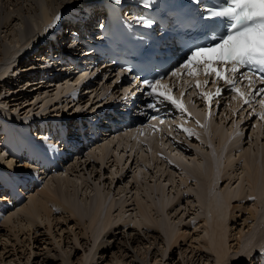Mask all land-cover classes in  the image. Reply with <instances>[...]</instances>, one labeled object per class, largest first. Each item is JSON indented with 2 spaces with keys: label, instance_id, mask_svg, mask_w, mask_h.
Listing matches in <instances>:
<instances>
[{
  "label": "rangeland",
  "instance_id": "rangeland-1",
  "mask_svg": "<svg viewBox=\"0 0 264 264\" xmlns=\"http://www.w3.org/2000/svg\"><path fill=\"white\" fill-rule=\"evenodd\" d=\"M18 1H21L20 4L21 13L24 11L21 14L24 17L23 21L25 19L24 25L28 26V28L24 26L25 28L23 27V30L27 29L30 32L29 33L27 31L28 34L25 35L26 37H29V35L33 34V29L35 31L37 28L34 27V25L32 24L33 20H31V17L33 18L36 17L37 19L38 13L35 11V13L33 14L35 10L33 7L28 9L31 6V1L29 0L28 1L18 0ZM53 2L54 3L50 6L51 8L50 10L53 12L54 11L53 8H54L57 9L58 12L61 11L60 20L62 19L63 15H67L74 12L82 13L85 11L83 8L84 6L80 5L73 7L71 3H68V0H53ZM32 3H34V5H37L38 0L35 1L33 0ZM11 8L12 6H10V9ZM10 9H7L6 6L2 4V2L0 3V22L4 20L7 11ZM31 10H32V14L29 16L28 13ZM60 22L56 25V28H54V30L49 33V35L54 34L55 30L59 27ZM61 24H63V22H61ZM4 33L5 31L2 32L1 34L2 36L0 35V44H2L3 42L2 44L3 48L5 47L4 45H6V42L7 45L10 44L9 39H5L3 37ZM9 33L10 30L8 31V34ZM25 36L23 39L26 38ZM10 38L12 39V37ZM4 40H6L5 44H4ZM35 47L32 50H30L32 53L30 51L28 52L29 54L25 53L22 56L23 57L22 59L23 60L27 59V61L30 63L33 61H38L33 58H35L34 54L38 53L40 49L35 50ZM38 64L42 65L41 62ZM20 66H22V63L20 64ZM42 66L43 67H41L40 70L42 71V75H45V77L42 78L41 76L40 79L42 80L46 79L45 81L48 80V82H45L48 84H50L51 80L57 81V79H55L56 76H53V72H54L52 71L53 67H47V64ZM86 68L87 69L90 68L89 70H92L94 72V74H92L91 76L89 75L90 76L89 80L94 75H98V73H102L104 76L97 77L96 79L97 81L92 79L94 81L92 85L88 84L86 85V87L81 88L78 92L79 96H81L80 100H78L79 99L78 97L77 99L75 98L74 101L72 100V98L67 99L66 96H63L61 97L62 99L60 98L61 101L59 100L58 102L59 104L58 107L57 105L54 104L50 105L49 106L50 110L48 109L46 112L40 113L41 115L39 114V116H37V118L34 119L35 121L31 120V122H37L36 126L32 125L33 127L29 129L36 141L41 140L40 138L45 136V134L47 133L46 131L43 135H41L40 134L42 133L41 129L37 128V124L39 125L41 122H46L47 124L46 123L45 124L51 125L49 127H52L53 132L55 133V135L58 136L59 134H56L55 132L56 130L53 125L54 124L57 125L60 122H64V121H66V124L70 122V120L67 122L66 119L61 120L62 117L73 115L77 112L83 114L84 112L88 119L89 115L92 114L91 112H89V110L93 111L96 106L97 107L95 109L99 108L98 104H96L99 98L102 100L101 102L102 104L105 103V105H109L111 102H116V98L124 94L122 93V91L125 90L126 88H121L119 86L120 81L118 79V76L107 77L106 70L109 68H104V66H102V64L99 63L97 64L92 63V67H89L88 65ZM36 69L38 68L31 69L30 71H28L29 72L28 75H30L29 77H32L33 74L34 75L37 74V76L40 75L38 70ZM35 70L36 72L33 73L32 71ZM14 71L16 72L14 73ZM14 71L12 69V73L14 75L10 73L7 78L0 81V100L6 99V105H7L6 108L11 109L12 112L16 111L14 112L16 115L20 113L22 117L28 118L30 117L31 112L29 114V112L27 111H30L31 109L36 110V105L33 107L34 104L32 102L33 100H35L36 97L35 94L36 95L38 94L37 92L38 90L36 89V87H40V85L44 87L47 84L45 83L41 84L43 82H37L40 80L38 79L36 81L33 80L34 79L33 78L32 83L34 82V84L36 85L34 84L31 85L27 83L28 82V80H26L27 76L25 77V79L22 78L23 79L22 82L18 81L16 82V84H12V82L15 83L16 81L15 79L17 78V76L20 77L22 73L23 74L27 73L26 70L18 67H16ZM46 74H48V77ZM61 77L63 78L66 76L62 75ZM3 84H7L8 89L11 88L12 91L6 92L5 89L3 88ZM90 87H92V89L94 88V90L91 91ZM48 89L49 88L46 89L43 88L42 93L48 91ZM73 90L75 89L73 88ZM98 92L100 93L99 96H97ZM122 101L127 102L126 99ZM184 101L185 104H189L192 106V104L188 102L187 96L184 98ZM232 102L233 100H231L230 98L221 101V106L218 109L219 114L213 116L214 120L212 124L214 126L211 128L208 137V142H210L209 143L210 146L212 145L216 147L218 143V136L217 134L214 133V129L216 127H220L223 130L227 129L229 133L232 135V137L235 139L234 140L235 142L231 141V143L233 142L232 145L229 147V150H227L223 155V162H222L223 176L219 184L217 185L218 190L224 189L228 185L227 183L229 182L230 178H232V181L230 182L231 185L229 184L230 186H236L238 182L243 181L244 189L250 188L251 178L250 176L248 177L247 175L246 169L247 167L249 168V166H247L248 162L245 157V154L246 153L248 154L249 152L251 154H253L254 152L256 153L258 152L264 159V120H261L257 116H249V113H251L252 109L247 108L246 105L242 106V102L239 103L240 105H238V107L235 109L236 111L233 112L232 110L234 109V105L233 104L231 105ZM61 105L64 106L62 107ZM90 105L91 107L89 108ZM195 105L196 106L194 107V110L198 112H202L200 109L203 107V105H198L197 102H195ZM78 106L80 107L78 108ZM54 107L58 108V110L54 111L55 109ZM242 107L247 109V111H244L243 114L241 110ZM253 107L257 112L256 106L253 105ZM62 108H64V111ZM105 114H109V113H105ZM225 114H226V118L224 119L221 116ZM173 118H175L174 119L175 122H173L172 124L173 130H172V136L170 137L168 135L170 126H168V124H171L170 120L173 121ZM173 118H169L168 122H164L167 123V126H164L163 124L158 126V128H156L157 129L156 132L152 128L151 131V133L153 134L152 137L154 138L156 144L159 146L157 148L158 149L157 151H162L159 153V155L155 154L156 153L155 151L153 153V150H151V148H149V146L147 145L139 144V145H135L137 147L134 148L132 146L133 142L131 141L132 137L125 136L119 138L120 139L119 141L118 140L113 141L108 155L102 161L96 158L95 153L94 154L91 153L90 158L86 156L87 151L94 146L93 145L94 143L91 144L93 145L91 148L89 147L86 148V147H82L81 146L82 142L78 141L76 145L80 150H83L84 152L78 151L77 152L79 153L78 156L72 157V159H70L71 157H69L70 160L66 164H62L58 171H54V169L47 170L46 168H43V163L39 159L41 157L40 155H42L40 154L41 152L36 151V154L39 155L37 161L38 162L39 160L41 161V163H38L36 162L35 158L33 159V157H35L33 153L30 152L29 155L27 144L25 143L20 148L18 147L19 145H16L15 149L7 148V150L6 149L1 150V147L3 146L2 138L4 137L5 132L0 125V134H1L0 159L3 157L0 160V165H2V167L4 168H8V169L11 168L13 169V171L18 172L20 174L25 172L30 175L32 174L31 176L34 177L32 181H34L35 183L32 185L30 178L29 180L27 179L28 185L22 184L24 187H22V185H19L18 183L17 186L18 185L21 186V191L24 190L25 193L19 199V201L18 200L16 201L15 199L16 202L11 201V204H8L7 207H4L2 209L3 213L6 212V214L8 215L9 213H11V210H13L14 207L15 208L17 207L18 204L16 203H19L20 205L28 201V196L30 194L37 192L38 188L45 185L54 187L55 185L54 179L56 177L55 176L56 172H62L63 176L67 174L70 180L78 182L80 186L76 191L78 192V194L76 195L78 199L80 197L81 199L80 201L82 202H85L86 200L88 201V198L86 196H89L91 193H93L92 188L98 187L101 189V191L104 194L108 195L111 202L115 203V206L113 208H111L110 206L107 211V213L109 214L108 216L111 218L109 220L110 224L105 229V231H103L99 235H93L91 229H89V227H86L87 225H89L90 216L86 217L84 220H81L83 221L82 224L78 225L75 223L76 217H70V214L66 209L65 210L54 209L52 211L49 221L45 220L43 223L38 222L36 223V225L33 224L31 228L25 227L23 230H19L21 226H18L12 231L8 230V227L3 222L4 216L3 214L2 215L0 214L1 215L0 216V264H27L28 262L27 256L30 254L31 251L32 252L29 258V264H33L35 263L36 260H42L43 258H45L47 256V252L50 250H52V252L57 251L59 253L64 254L63 248L69 249L73 245L80 249L78 251V255L72 258L74 264H79V259L77 257L79 256L84 257V255H86V258H88L85 261L86 264H94L92 258L94 255H96V258H98L99 243L105 240V238L110 240L109 242H112V245L110 247V250L104 252L105 254L104 257L98 258L99 260L98 264L101 263L103 259L106 260H104L102 264H106L105 261L107 260L110 261V259L115 255L119 256L120 258L126 259L128 261L126 264H131V263L191 264L189 258L195 252L202 255V259L200 260L199 264H202V261L204 262L203 264H232V261H234L237 257L248 255L249 252L251 251L250 250L251 247L247 251L244 252L239 251L237 239L239 238L238 234H240V232L244 235V237H246L249 232V229L250 230L252 229L250 228L251 227L250 224L252 223L254 224L258 220V218L252 219L251 218L252 216L250 215V210H256V208H258L259 206L258 197H256V194H252L250 196L247 195L246 197L243 196H239L237 198L235 197L232 200L229 207L230 215L228 216V219H226L228 223V227H227L228 234H227V243H226V247L228 248L227 249L228 253L226 258L221 260L218 257L217 249L214 243L211 247L203 246L202 241H200L201 238L199 237L202 234L201 232L202 228L198 227L197 225L201 221L198 220L202 218L203 206L202 203H200V201L197 199L198 197L194 191V189L197 190L195 187L196 185L195 180L190 178L187 179V182L185 181L186 183L185 182L183 183L182 180L184 178H182V176L184 175V173L182 172L180 166L179 167L176 166L175 163L174 165L173 163H169V161L166 159V156H170L171 154H178L180 156V159L183 160V162H188L191 161L195 155H197L196 152L198 150L204 152L205 150H209V149H207L206 144L205 146L196 137L187 138L186 134L183 133L182 130L177 131L176 128H174V126H177V124L179 125L181 123H184L185 126H188V128L193 129L194 125H191L189 127L188 123H190L189 121L194 122V118L187 119L178 116ZM256 120H259L261 122H257L255 124L254 121ZM1 121H3V118L0 115V122ZM143 122L144 123L142 125L143 126L146 125L147 127L149 124L152 123L156 124V121L154 122L152 120H148L146 122L144 120ZM22 123H25V120L20 124ZM10 125L12 126L13 130H17L18 127L17 123L10 120ZM256 126H259L257 130H255ZM147 127L145 128L146 130L144 131L145 133L150 131V128ZM137 128L139 127L137 126ZM160 128H162L161 131ZM52 130L50 131L51 134L49 135V137L47 135L45 136L46 138L43 137L45 138V140L47 141L52 140L53 137ZM18 134L20 133L18 132ZM20 136L21 134L19 135V137ZM57 136H55V138ZM74 136L75 135L72 136L71 134H69L66 137L70 138ZM172 137H175V140L178 143L173 142ZM123 138H125V141L128 140L129 149H124L120 147L119 144L122 143ZM145 142L146 141H143V143ZM56 143L58 142L56 141ZM130 147H132V149H130ZM68 148L71 149L72 147L71 148L68 147ZM60 151H64L68 153L67 149L66 151L65 150H60ZM227 152L228 155H226ZM67 156H68L67 154L63 155L64 158H67ZM116 156L119 157L120 164L118 162L115 165ZM61 157L62 154L60 156V159ZM229 158L232 159V164L230 163V165L228 161ZM5 160L8 161L7 164H5ZM136 175L138 176L139 180L142 179L143 183L142 181H139L140 182L139 184L135 182L134 178ZM200 176L202 175H198L197 177L199 178ZM81 183H84L86 185L84 186V184ZM153 184L165 186L164 191L166 195H168L171 198L172 202L163 211H159L154 207V205L152 207L149 206L148 207L149 221L142 222L140 220L139 209L144 205L146 201H148L151 195H152L151 197L152 198L154 197V199L158 198L159 196L157 192L155 193L153 192L151 195L146 193L145 188ZM5 187L8 188V185L0 187V191L4 192ZM6 193H8V191ZM11 199L14 200L13 197ZM3 201L5 202V200ZM3 201L0 200V203H2ZM160 212L162 216L168 219V221L173 225V227L175 228L179 227L180 232L184 234V236L180 237L178 243L169 244L168 243L169 239L164 238V235L162 234L161 231L159 233L158 231L159 229L156 227L155 222L159 217ZM153 218L155 222L153 221ZM192 221H195V223L193 224ZM241 226L243 227V229L240 232H238ZM15 230L17 235L19 236L18 240L14 234ZM84 230H87L86 234L83 233ZM107 232L111 234H115V236L112 235V237H109L110 234L107 235L106 234ZM8 236H9V241L5 242ZM133 237L134 238L136 237L134 241H133ZM56 240H58L60 244H58ZM122 240H127V245L126 243L123 245ZM158 254L160 255L156 260V256ZM60 262H62V259L58 261V263ZM239 263H244L243 259H241Z\"/></svg>",
  "mask_w": 264,
  "mask_h": 264
},
{
  "label": "bare ground",
  "instance_id": "bare-ground-1",
  "mask_svg": "<svg viewBox=\"0 0 264 264\" xmlns=\"http://www.w3.org/2000/svg\"><path fill=\"white\" fill-rule=\"evenodd\" d=\"M29 1H31V6L28 9H30L32 7L35 9V10L33 9L34 10L33 14L35 13V11L38 13V18H37L38 20L36 19V17L35 18L31 17V20H33L32 24L34 25V27H37V28L35 31L33 29L32 35H29V37H26L25 35L28 34L27 33L28 30L27 29L23 30V27L26 25H24L25 19L23 21L24 17L21 15L24 12L23 11L21 13V6H20L21 1H18V0H0V3L2 2V4H4L7 9H10V6H12V8L7 11V14L4 17V20L2 22H0V29H1L0 35L2 34L3 31H5V33L3 34L4 35L3 37L5 39H9V41H10V42L8 41L10 43L8 45L6 42V45H4L5 46L4 48L2 46V44H3L2 41H1L2 44H0V81L7 78L9 76V74L12 73V69L14 71V69L16 67H18V68H22V69L26 70L27 73H24V74L22 73L20 77L17 76V78L15 79L16 80L15 83L12 82V84H16V82H18V81L22 82L23 81L22 78L25 79V77L27 76V79H26V80H28L27 83L32 85V84H34V82L32 83L33 78L29 77L30 75H28V73H29L28 71H30L31 69L38 68V67L41 68V67H43L42 65H45V64H47V67H53L52 68V71H54L53 76L65 75L66 77H63V78L61 77V79L59 81L53 80L50 82V84L45 83V82H48V80L45 81L46 79L45 80L43 79L44 81L42 79H40V81H37V82H43L41 84L45 83L47 85H45L44 87L41 85H40V87H36V89L38 90L37 91L38 94L37 95L35 94V96H36L35 100L32 101L34 104L33 107L36 105V110L31 109L30 111H27V112H29V114L31 112L30 117H28V118L26 117L27 119L22 117L20 115V113H18L16 115L14 113L16 111L12 112L11 109L6 108V106H7L6 105V99L0 100V115L3 118V121L0 122V125H1L2 129H4V132H5V134L3 133L4 134V137L2 138L3 146L1 147V150L2 149L7 150V148L8 149L9 148L15 149L16 145H19L18 147L20 148L25 143V144H27L29 155H30V152L33 153V155L35 157H33V156L32 157H33V159L35 158L36 162H38L37 158H39V155L36 154V151H40L41 152L40 154H42V155H40L41 157L39 159L43 163V168H46L47 170H53L54 169V171H58L60 169V166L62 165V159H60L61 154H63V153L67 154L64 151H60V150L66 151L65 148H58L59 144L56 143L57 138L59 140L63 139L65 141V142H63V144L69 145L71 143V146H68L70 148L75 146L78 143V141L83 143V138H86L87 140L90 139L91 142L88 143L86 146L81 145L82 147H86V148L87 147L91 148L94 145L91 149H89L87 151L86 156L88 158H90L91 153L92 154L95 153L96 158L100 159L102 161L108 155L113 141L114 140L119 141L120 140L119 138H122L125 136L132 137L131 141L133 142L132 146L134 148L137 147L135 145H139V144L147 145V146H149V148H151V150H153V153L155 151L156 152L155 154L159 155V153L162 151H157L158 150L157 148L159 146L156 144L154 138L152 137L153 136V134L151 133L152 127L150 125H155L156 128H158V126H160L162 124H159V122H158L159 120H152L154 122L156 121V124L155 123L149 124L148 127L146 125L143 126L142 124L144 123L143 121L145 120V115L142 113H141L142 115L140 114V116H139L140 120H138L139 123H137L136 126H132V127L125 128V129L123 128L121 130V132L119 131L118 133H115L114 135H110V131H102V135H104V136L103 137L100 136V138H98V140L95 139V136H94V135H96V133H95L96 127L94 125L90 127L91 129H93V131L91 133L86 132L83 135V134H81V132H78V133L74 132V134H71L72 136L75 135L74 137H70V138L66 137L69 135V134H65V132H63L66 121L60 122L57 125L56 124L53 125L55 130H56L55 131L56 134H59V135L56 138H55L56 135H52L53 137H52L51 141L45 140V138H46L45 136L47 135L49 137V135L51 134L50 131L52 130V127H49L51 125H49V124L46 125L47 124L46 122H41L39 125L37 124V128L41 129V132H42V133H40L41 135H43L46 131L48 134L46 133L45 136H43L45 138H43V137H42L43 139L40 138L41 140L36 141L34 139V137L32 136V133L29 129L33 127L32 125L36 126L37 122H31V120L35 121L34 119H36L40 113L46 112L49 109L50 105L54 104V105H57V107H58V105H59L58 102H59V100L61 101V99H62L61 97H63V96H66L67 99L72 98V100H74V101H75V98L77 99V97H78L79 98L78 100H80L81 96H79L78 92L81 88L86 87V85H88L86 83H88L89 81H91L93 79V77H92L89 80V77L92 74H94V72L92 70H89L90 68H88V69L85 68L83 71H81L79 73H76L75 71H73L74 70L73 65L66 64V63H70L71 61H75V59L72 57H64L63 58L64 64L62 62L56 60V59H49V60H45L44 62L40 61L42 63V65H39L38 61H33L30 63L27 61V59H25V60L22 59L23 58L22 56L25 53H28L30 50H32L39 41H41L42 39H45L49 35V33L52 32L54 30V28H56V25L60 22L59 21L60 19L57 20L56 17L61 15V11L58 12L57 9L53 8V6H52V8L54 11L52 12L50 10L51 9L50 6L54 3L53 0H49V1L48 0H38L37 5H34V3H32L33 0H29ZM68 3H71L73 5V7L80 6V5L84 6V8L87 10V12L85 14H87L89 11V8H92V7H93L92 11H94L95 13L100 12V11L97 12L98 5L95 4L94 0H68ZM88 3H89V5H88ZM60 5H62V4H60ZM28 14L30 16L32 14V10L29 11ZM82 19H83V17L81 18V20ZM86 20H88V19H86ZM92 21H93V19L90 20L88 25L93 23ZM79 22H82V21H79ZM29 27H32V26H29ZM26 28H28V26H26ZM9 30H10V33L8 34ZM31 33H32V31H31ZM24 36L26 37L25 39H23ZM10 37H12V39ZM5 41L6 40H4V44H5ZM71 43H72V45H75L76 42L74 40H72ZM83 50H87V48H83ZM74 54H76V53H74ZM37 55H38V53L34 54L35 58H33V59L38 60V57H36ZM21 63H22V66H20ZM50 64H53V65H50ZM54 66H55V68H54ZM102 66H104V68H110L109 65H106V64H102ZM89 67H92V64H90ZM71 71H73V72H71ZM15 72L16 71H14V73ZM46 75L48 77V74H46ZM117 75H118V79L120 81L122 75H120V74H117ZM42 76L45 77V75H42ZM72 76H74V77H72ZM83 83H85V84H83ZM38 84H40V83H38ZM34 85H36V84H34ZM87 87H89V86H87ZM130 87H131V85L127 86L126 89H129ZM3 88L5 89L6 92L12 91L11 88L8 89L7 84H3ZM43 88H45V89L49 88V89H48V91H45L42 93ZM73 88L75 90H73ZM90 89H91V91L94 90V88L92 89V87H90ZM99 94L100 93L98 92L97 96H99ZM176 95H178V92H176ZM101 102H102V100L99 98L98 102H96V104H98V107H99L97 109H100L104 106H107V105H105V103L102 104ZM76 103H78V102H76ZM236 103H238V104H236ZM239 103H241V101L233 100L231 105L233 104L234 109H236L238 107V105H240ZM29 104H32V103H29ZM91 105L89 106V108L91 107ZM61 106L63 107L64 105H61ZM186 106L188 107L189 112L192 113L191 118H194V122L189 121L190 122V123H188L189 127L191 125H194L193 129L198 133L199 141L201 143H203L204 145L206 144L207 149H209V150H205L204 152L201 150H198L196 152L197 155H195L193 157V159L191 161H188V162H183V160L180 159V156L178 154H171L170 156H166V159L169 161V163H173V165L175 163L176 166H178V167L180 166L182 172L184 173V175H183L184 177L182 176V178L185 179V180L184 179L182 180L183 183L185 181L187 182V179H190V178L195 180V184H196L195 187L197 190L194 189V191L198 197L197 199L200 201V203H202V206H203L202 218L198 220V221H200V220L201 221L197 224L198 227L202 228V231H201L202 234L199 236L201 238L200 241H202V245L205 247H211L214 243V245L216 246V249H217L218 257L221 260L226 258L227 253H228L227 252L228 248L226 247L227 234H228V232H227L228 223H227L226 219H228V216L230 215L229 214L230 204L235 197L236 198L239 196L246 197L247 195L250 196L252 194H256V197H258L259 206H258V208H256V210H250V215L252 217L251 216H249V217H251L252 219L258 218V220L254 224L253 223L250 224L251 225L250 228H252V229L251 230L249 229V232H248L246 237H244V235L240 232L243 229L242 226L240 227V230L238 231V232H240V234H238L239 238L237 239L238 250L241 252H244V251L249 250L250 247H251L250 250L252 248H256V247H264V159H263V157L258 152L257 153L254 152L253 154H251L249 152L248 154L247 153L245 154V157H246L247 162L249 164V165L247 164V166H249V168L247 167L246 170H247L248 177L250 176V178H251L250 188L244 189L243 181L238 182V184L236 186H230L231 185L230 182L232 181V178H230L229 182L227 183L228 185L224 189L218 190L217 185L219 184V182L223 176L222 175V172H223V163H222L223 162V155L227 150H229V147L232 145L233 142H235L234 141L235 139L232 137V135L229 133V131L227 129L223 130L220 127H216L214 129V133L217 134V136H218V143H217L216 147H214L212 145L210 146V144H209L210 142H208V137H209L211 128L214 126L212 124V122L214 120L213 116L210 118H207L208 108L206 106L202 107L201 109L199 108L203 113L195 111L194 107H192L189 104H186ZM79 107L80 106H78V108ZM21 108H22V106H21ZM95 108L93 111L89 110V112L92 113L88 117V121H90V122H94L95 119L93 118V116L97 117L99 115L100 111H102V110L97 111ZM62 109L64 111V108H62ZM256 109H257V112L261 111L260 105L256 106ZM15 110H16V108H15ZM55 110L57 111L58 108H55L54 111ZM243 113H244V111H242V114ZM29 114H28V116H29ZM221 117H223L225 119L226 114L222 115ZM92 118L94 121H92ZM211 118H213V119H211ZM174 119L175 118H173V120ZM236 119H237V117H236ZM10 120L18 124L17 130H13L12 126L10 125ZM24 120H25V123L20 124L21 122H24ZM197 120L200 121V124H203L205 126L199 127L196 124ZM165 122H168V119L165 120ZM257 122H261V121H259V120L254 121L255 124ZM54 123H56V122H54ZM170 123L171 124H168V126H170L172 128L173 121L170 120ZM185 124H187V123H185ZM83 125L84 124L81 123L79 127H82ZM163 125L167 126V123H164ZM88 126H87V128H88ZM137 126L139 128H137ZM146 127L150 128V131L147 133L144 132V131H146L145 130ZM185 127H188V126H185ZM258 127L259 126H256L255 130H257ZM174 128H176V126H174ZM231 128H233V127H231ZM161 130H162V128H160V131ZM154 131L156 132V130H154ZM18 132L21 134L20 137H19L20 134H18ZM62 132H63V134L61 135ZM143 141H146V142L143 143ZM231 141H233V142L231 143ZM91 144H93V145H91ZM119 145H120V147H122L124 149H129L128 140L125 141V138L122 139V143H120ZM130 149H132V147H130ZM226 155H228V152ZM40 160L38 163H41ZM228 161H229V165H230V163L232 164L231 158H229ZM118 162H119V157L116 156L115 165ZM7 163H8V161L5 160V164H7ZM50 163H53V165L52 164L50 165ZM119 164H120V162H119ZM31 175L26 173V172L20 174L18 172L13 171V169H11V168L10 169L4 168V167H2V165H0V178H1L0 187L8 185V188L10 189V194H8L9 192L6 193L7 190L5 187L4 192H3V193H5V195L2 198L0 197V200H2V201L5 200V202L3 201L2 203H0V214L1 215L3 214V216H4L3 222L8 227V230L12 231L15 228H17L18 226H21L19 228V230H23L25 227L31 228L33 226V224L36 225V223H38V222L43 223L45 220L49 221L50 216L52 214V211L54 209H57V210L58 209H60V210L66 209L69 212L70 217H76L75 223L78 225L82 224L83 221H81V220H84L86 217L90 216L89 225H87L86 227H89V229H91V232L93 233V235L101 234L103 231H105V229L110 224L109 220L111 218L108 216L109 214L107 213V211H108V208L110 206H111V208H113L115 206V203L111 202L108 195L104 194L100 188L95 187V188H92L93 193H91L89 196H86L88 198V201L86 200L85 202H82V201H80L81 200L80 197L78 199L77 195H76V194H78V192H76V191L80 185L78 184V182L70 180L67 174L65 176H63L62 172H56V174H55L56 177L54 179L55 180L54 187H50V186L45 185V186L38 188L37 192L30 194L28 196V201H26L25 203L20 204V205H19V203H16L19 206L17 205L16 208L14 207L13 210H11V213H9L8 215L6 214V212L3 213L2 209L4 207H7L8 204H11V201H13V202H16L17 200L19 201V199L25 193L24 190L21 191V186H19V185H21V184L28 185L27 179L29 180V178L31 180L32 185L35 184L34 181H32L34 179V177ZM198 175H202V176H200L198 178L197 177ZM134 179H135V182H137L138 184L140 183L139 181H142V179L139 180L137 175L135 176ZM18 183H19V185L17 186ZM142 183H143V181H142ZM81 184H84V183H81ZM85 185L86 184H84V186ZM164 187L165 186H163V185L153 184V185H150V186L145 188L146 193L151 195L153 192L154 193L157 192L159 194V196H158V198L154 199V197L152 198L151 197L152 195H151L150 198L148 199V201H146L144 203V205L139 209L140 220L142 222L149 221V218H148V207L149 206L152 207L154 205V207L156 209H158L159 211H163L166 207H168L171 204L172 200L168 195H166V193L164 191ZM191 190H193V189H191ZM12 197L14 198V200L11 199ZM6 199H7V201H6ZM15 199H16V201H15ZM115 202H116V200H115ZM151 220H152V218H151ZM153 221L155 222L154 218H153ZM155 224H156V227L159 229L158 230L159 233L161 231L162 234L164 235V238L169 239L168 240L169 244L178 243V240L180 239V237L184 236V234L180 232L179 227L178 228L173 227V225L168 221V219H166V217L161 215V212H160L159 217L157 218ZM27 230H29V229H27ZM153 230H154V228H153ZM199 232H200V230H199ZM83 233L86 234L87 230H84ZM14 234L18 240L19 236L17 235L16 230H15ZM106 234L107 235L110 234L109 237H112V235L115 236V234H111L108 232ZM29 236H30V233H29ZM135 238L133 237V241L135 240ZM7 241H9V236L7 237L5 242H7ZM109 241L110 240L105 238V240H103L101 243H99V246H98L99 256H98V258L104 257V255H105L104 252L110 250L112 242H109ZM56 242L58 244H60L58 240H56ZM122 242H120V243H122L123 245L126 243V245H127V240H122ZM79 250L80 249L78 247H75L74 245L71 246V248H69V249L63 248L64 254L59 253L57 251L52 252V250H50L47 252V256L45 258H43L42 260H36L35 263H33V264H74L72 261V258L75 257L76 255H78ZM31 252L27 256V261H28L27 264H29V258L31 256ZM159 255L160 254H158L156 256V260L158 259ZM77 258L79 259V264H86L85 261L88 259V258H86V255H84V257L79 256ZM98 258H96V255L93 256L92 260H93L94 264H98V262H99ZM60 259H62V262L58 263V261ZM201 259H202V255L198 254L197 252L193 253L189 258L191 264H195V263L199 264ZM104 260H106V259H103V261ZM9 261H11V260H9ZM103 261H101V263H99V264H102ZM127 262L128 261L126 259L120 258L119 256H116V255L113 256L110 259V261L109 260L105 261L106 264H126ZM203 263L204 262L202 261V264ZM131 264H133V263H131ZM239 264H244V263H239Z\"/></svg>",
  "mask_w": 264,
  "mask_h": 264
},
{
  "label": "snow or ice",
  "instance_id": "snow-or-ice-1",
  "mask_svg": "<svg viewBox=\"0 0 264 264\" xmlns=\"http://www.w3.org/2000/svg\"><path fill=\"white\" fill-rule=\"evenodd\" d=\"M110 3L120 6L124 0ZM145 4L154 8L151 0H138L135 6ZM173 8L184 17L194 18L197 30L182 48L172 50L171 56L167 55L169 49L163 50L167 68L147 75L134 74L131 90H124V98H133V108L145 115V122L159 120L164 124L166 119L176 116L192 117L184 101L186 96L193 107L195 100H200L208 108L210 118L219 114L225 93H233L231 100H239L242 106L252 109L249 116L264 120V0H177ZM128 22L145 29L158 24L155 17L143 12L133 14ZM124 71L133 73L134 69ZM258 96L261 98L257 101ZM254 103H259L261 111H255ZM124 115L121 113V117ZM196 124L205 126L199 120ZM150 126L157 130L155 125ZM172 130L169 127L170 137ZM176 130H182L187 138L198 139V133L184 123L177 125ZM172 139L177 142L175 137ZM4 195L0 192V197ZM241 259L244 264H264V247L252 248L248 255L237 257L232 264H239Z\"/></svg>",
  "mask_w": 264,
  "mask_h": 264
}]
</instances>
